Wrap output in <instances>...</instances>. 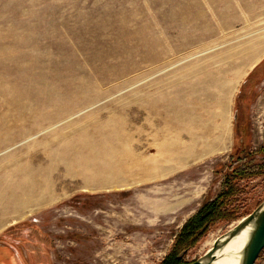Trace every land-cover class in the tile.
<instances>
[{"label":"rangeland","instance_id":"obj_1","mask_svg":"<svg viewBox=\"0 0 264 264\" xmlns=\"http://www.w3.org/2000/svg\"><path fill=\"white\" fill-rule=\"evenodd\" d=\"M262 203L264 0H0V264H191Z\"/></svg>","mask_w":264,"mask_h":264},{"label":"water","instance_id":"obj_2","mask_svg":"<svg viewBox=\"0 0 264 264\" xmlns=\"http://www.w3.org/2000/svg\"><path fill=\"white\" fill-rule=\"evenodd\" d=\"M245 230L249 233L242 248L240 264H255L264 249V203L243 217L227 232L216 238L212 247L191 264H212L216 259V255L221 253L230 241ZM179 258H181V255Z\"/></svg>","mask_w":264,"mask_h":264},{"label":"trees","instance_id":"obj_3","mask_svg":"<svg viewBox=\"0 0 264 264\" xmlns=\"http://www.w3.org/2000/svg\"><path fill=\"white\" fill-rule=\"evenodd\" d=\"M228 184V185H227ZM226 188L222 195H232L235 191V187L229 185V182L226 181ZM233 210L228 211L222 207L221 202L218 203L217 200H214L210 203L205 204L199 211L196 213L190 220L186 222L182 230L179 233V238L176 243V250L183 249L186 246V242L189 237H193L201 233V230L205 225H209L211 222H216L220 220H231L233 218ZM187 250V247L183 249ZM177 252V251H176ZM181 259L178 254L171 253L167 258L164 259L163 264H180Z\"/></svg>","mask_w":264,"mask_h":264},{"label":"bare ground","instance_id":"obj_4","mask_svg":"<svg viewBox=\"0 0 264 264\" xmlns=\"http://www.w3.org/2000/svg\"><path fill=\"white\" fill-rule=\"evenodd\" d=\"M260 57L261 56H257L254 60H253V62L254 63H256L259 59H260ZM229 87L230 86H227V89H229ZM191 132V133H190ZM189 133H190V135H192L193 136V134H192V130L190 131ZM170 142V141H169ZM174 144H175V142H173ZM178 144V143H177ZM196 144V141H193L192 142V146L193 145H195ZM179 145V144H178ZM166 146H168V145H166ZM169 148V147H168ZM167 148V149H168ZM222 148H223V146H222ZM166 149V148H165ZM174 149V148H173ZM188 149H191L192 150V148H188ZM187 149V150H188ZM224 150V148L223 149H221L220 150V148L219 149H217V150H212L210 153L211 154H213V153H217V152H221V151H223ZM189 151V150H188ZM125 152H126V150H125ZM207 152V155H210V154H208V151H205V153ZM128 153H129V151H128ZM130 153H131V151H130ZM130 153H129V155H130ZM133 154V153H132ZM163 154V155H162ZM159 155V158H158V161L160 162V163H162V162H165V161H170V158L172 157V155H174L175 156V158L178 160V162L180 163V162H187V161H189L190 159H194V154L192 153V151L191 152H184V151H181L180 152V150H177V151H172V150H166V151H163L161 154H158ZM135 157V156H134ZM133 157V155H132V157L130 158V156L129 157H127V158H120L119 160H118V162L117 163H119V165H121V166H126L127 164H130L129 162H131V159L132 160H135V158ZM192 161V160H191ZM136 163V162H135ZM134 165V164H133ZM130 166V165H129ZM131 169V168H130ZM166 169V168H165ZM122 170V169H121ZM124 170H125V167H124ZM159 171H160V169H159ZM164 171V170H163ZM163 171H161V172H163ZM165 173H167V172H165ZM156 175V174H155ZM162 174H160L159 173V175H157L156 177H158V176H161ZM133 176V175H132ZM153 176V175H152ZM80 177V176H79ZM106 177V176H105ZM109 178H107L106 179V184L105 185H103L104 187H107V186H109L110 184H109V182H107L108 181V179L110 180V176H108ZM122 178L123 179V176H121V173H118V175H117V177L116 178ZM154 177V176H153ZM152 177V178H153ZM160 178V177H159ZM115 179V178H114ZM121 179V180H122ZM120 180V179H119ZM118 180V181H119ZM137 182V181H136ZM11 194V193H10ZM8 195V194H7ZM248 231L247 230H245V231H243L240 235H238L236 238H234L232 241H230L228 244H227V246L223 249V251L221 252V253H219V254H217L216 255V259L214 260V262H212V264H240V257H241V252H242V248H243V246H244V244H245V242H246V240H247V237H248Z\"/></svg>","mask_w":264,"mask_h":264}]
</instances>
